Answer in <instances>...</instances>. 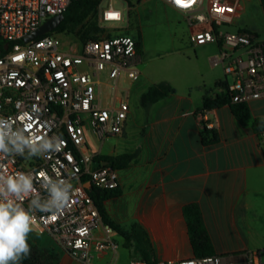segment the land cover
Returning a JSON list of instances; mask_svg holds the SVG:
<instances>
[{"label":"built area","instance_id":"1","mask_svg":"<svg viewBox=\"0 0 264 264\" xmlns=\"http://www.w3.org/2000/svg\"><path fill=\"white\" fill-rule=\"evenodd\" d=\"M71 1L0 0V117H10L40 135H58L63 141L59 151L43 156L13 159L0 155V170L31 173L42 196L41 173L72 183L69 204L55 216L35 213L33 231L49 234L73 259L90 264L98 254L116 252L118 244L113 239L114 229L103 221L85 185L89 182L100 189H114L119 181L117 170L108 164L92 168L96 154L88 149L86 131L98 140L122 132L129 103L127 91L118 92V79L124 75L138 80L141 56L138 40L108 31L107 24L124 18L122 9L111 0L98 4L97 19L105 31L97 39L81 41L72 34V41L65 44L51 31L24 42V37L48 18L63 14ZM164 2L184 13L189 24H205L204 29L189 35L191 44L218 45L212 63L222 65L225 77L213 94L225 93L232 103L264 97V37L220 28L233 21L237 0ZM4 44L8 46L3 48ZM102 73L109 80L107 104H103L98 88ZM23 206L28 207L27 200ZM128 264H264V249L152 262L133 256Z\"/></svg>","mask_w":264,"mask_h":264},{"label":"crops","instance_id":"2","mask_svg":"<svg viewBox=\"0 0 264 264\" xmlns=\"http://www.w3.org/2000/svg\"><path fill=\"white\" fill-rule=\"evenodd\" d=\"M237 1L231 23L264 37V0ZM249 11L259 16L260 24L244 16ZM204 28L205 24H189L188 39ZM138 42L141 58L149 56V48ZM217 54L209 58L213 66L219 65L212 63ZM147 76L142 70L126 89L129 110L122 132L97 139V149L90 150L100 155L133 154L127 167L116 169L121 194L103 201L108 218L124 227L140 224L150 239L154 261L194 256L183 214V207L190 203L199 205L216 254L264 249V130H257L252 120L239 121L228 105L201 112L206 92L201 91V99L195 100L190 92L179 93L175 88L170 96L141 106L143 121L132 123L136 111L129 99L131 93L138 91L140 96L148 88H141ZM103 86L100 82L98 88L102 91ZM247 104L252 117L264 121V97ZM204 126L216 131L215 142L202 140ZM44 234L32 231L28 238L51 246ZM113 239L117 251L98 254L90 264H116L121 247L129 259L137 257L134 241L126 242L115 230ZM56 246L51 247L59 255L57 264H84Z\"/></svg>","mask_w":264,"mask_h":264},{"label":"rangeland","instance_id":"3","mask_svg":"<svg viewBox=\"0 0 264 264\" xmlns=\"http://www.w3.org/2000/svg\"><path fill=\"white\" fill-rule=\"evenodd\" d=\"M110 0H102L106 4ZM113 5L122 9L124 18L116 24H107L111 35L126 34L138 41H143L151 51L149 56L142 57L139 64L140 71L144 70L148 78H143L141 86L144 90L160 81L169 82L179 93L190 92L195 100L201 99L200 92L212 93L216 91L215 81L224 78L223 67L221 64L213 66L210 62V56L219 53L216 43L211 42L200 46H194L188 39L189 23L184 18L181 11L167 5L163 0H111ZM138 4V5H137ZM245 17L260 24V18L253 11H249ZM243 16V17H244ZM97 20V25H101ZM113 26L118 28L112 29ZM238 24L225 23L220 26L223 31L236 32ZM102 28V27H101ZM105 31V29H104ZM63 43L72 41L74 36L71 32H57ZM230 80V76H227ZM103 83L102 102L108 103L110 87L105 73L100 76ZM132 82L125 76L121 77L119 82V94L122 90L130 88ZM131 107L135 109L132 123L143 121L145 114L139 104V92L131 93ZM86 140L89 150L97 149V138L86 131ZM46 244L57 247L54 239L49 234H44ZM119 256L116 264H128L129 253L124 248L118 249Z\"/></svg>","mask_w":264,"mask_h":264},{"label":"trees","instance_id":"4","mask_svg":"<svg viewBox=\"0 0 264 264\" xmlns=\"http://www.w3.org/2000/svg\"><path fill=\"white\" fill-rule=\"evenodd\" d=\"M101 0H72L63 12V19L59 25L53 30L54 32L68 31L76 35L81 41L87 39H97L104 31L103 28L97 25V7ZM130 5H133L130 0H127ZM139 48V43H138ZM220 80L216 81L215 86ZM174 87L167 81H160L150 85L139 96V104L147 107L159 100H162L172 93ZM228 105L233 115L241 122L252 120L253 125L257 130H264V121L260 118L252 117L250 108L247 103H232L230 97L225 93H206L203 97L202 106L199 111L205 112L213 108H218ZM202 140L215 142L217 133L212 128L204 126L201 132ZM133 159V154L124 152L118 155H100L96 154L94 160L108 161L114 169L127 167ZM88 194L94 200L104 222L112 226V228L120 234L126 242L135 244V252L138 258L154 261L152 257V246L146 231L138 223H132L129 227H124L110 220L103 206V201L117 197L121 194L119 187L114 189H100L91 186L87 189ZM183 214L186 219L189 239L194 252V256L201 257L205 255L216 254L208 231L205 227L200 207L196 203H190L183 207ZM28 243L31 247L29 257L23 259L21 264H57L59 255L51 246H40L28 238Z\"/></svg>","mask_w":264,"mask_h":264},{"label":"clouds","instance_id":"5","mask_svg":"<svg viewBox=\"0 0 264 264\" xmlns=\"http://www.w3.org/2000/svg\"><path fill=\"white\" fill-rule=\"evenodd\" d=\"M25 133H28L27 135ZM63 141L58 135L48 137L17 125L12 118L0 117V155L31 158L59 151ZM41 188L34 186L31 173L8 174L0 170V264H21L31 254L29 234L34 230L35 213H61L73 191L67 179H53L41 173ZM28 201V207L23 202Z\"/></svg>","mask_w":264,"mask_h":264},{"label":"water","instance_id":"6","mask_svg":"<svg viewBox=\"0 0 264 264\" xmlns=\"http://www.w3.org/2000/svg\"><path fill=\"white\" fill-rule=\"evenodd\" d=\"M63 17H64L63 14H57L55 16L48 18L36 30L27 34L24 37V42H28L29 40H31L33 38H36V37L41 36L45 33L53 31L59 25V23L62 21ZM7 46H8V44H4L3 48H6ZM107 164H108V161H106V160H103V161L93 160L92 168H95L99 165H107ZM85 186L87 189H89L91 187V184L88 182Z\"/></svg>","mask_w":264,"mask_h":264},{"label":"snow or ice","instance_id":"7","mask_svg":"<svg viewBox=\"0 0 264 264\" xmlns=\"http://www.w3.org/2000/svg\"><path fill=\"white\" fill-rule=\"evenodd\" d=\"M177 2L179 3V2H180V0H177ZM16 59H20V57H16Z\"/></svg>","mask_w":264,"mask_h":264},{"label":"bare ground","instance_id":"8","mask_svg":"<svg viewBox=\"0 0 264 264\" xmlns=\"http://www.w3.org/2000/svg\"><path fill=\"white\" fill-rule=\"evenodd\" d=\"M183 6H185V5H183Z\"/></svg>","mask_w":264,"mask_h":264}]
</instances>
